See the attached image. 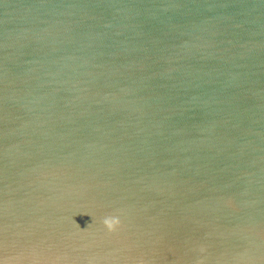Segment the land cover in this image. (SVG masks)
Returning <instances> with one entry per match:
<instances>
[{
    "label": "water",
    "instance_id": "obj_1",
    "mask_svg": "<svg viewBox=\"0 0 264 264\" xmlns=\"http://www.w3.org/2000/svg\"><path fill=\"white\" fill-rule=\"evenodd\" d=\"M0 264H264V0H0Z\"/></svg>",
    "mask_w": 264,
    "mask_h": 264
},
{
    "label": "clouds",
    "instance_id": "obj_2",
    "mask_svg": "<svg viewBox=\"0 0 264 264\" xmlns=\"http://www.w3.org/2000/svg\"><path fill=\"white\" fill-rule=\"evenodd\" d=\"M115 219H116L115 217L110 218V219L106 218L105 223H108L109 225H111L112 221H114Z\"/></svg>",
    "mask_w": 264,
    "mask_h": 264
}]
</instances>
